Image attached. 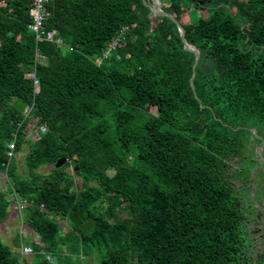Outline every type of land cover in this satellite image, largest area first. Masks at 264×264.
<instances>
[{
    "label": "trees",
    "instance_id": "16d2710c",
    "mask_svg": "<svg viewBox=\"0 0 264 264\" xmlns=\"http://www.w3.org/2000/svg\"><path fill=\"white\" fill-rule=\"evenodd\" d=\"M160 1L194 67L151 0H46L59 43L35 39L31 0H0V224L17 201L37 236L30 258L0 239V264H253L264 0Z\"/></svg>",
    "mask_w": 264,
    "mask_h": 264
},
{
    "label": "rangeland",
    "instance_id": "374dc122",
    "mask_svg": "<svg viewBox=\"0 0 264 264\" xmlns=\"http://www.w3.org/2000/svg\"><path fill=\"white\" fill-rule=\"evenodd\" d=\"M259 147V146H258ZM258 147L256 148V153L258 150ZM29 147L27 144H23L22 148L15 153V159H16V166L17 171L20 174H25V163L24 158L25 154L28 151ZM258 161V164H256L252 169V175L257 178L256 171L258 169L264 170V164L260 161L258 158V154L256 155ZM263 158V156H262ZM264 159V158H263ZM41 172H46L48 170V167L46 165H43L39 168ZM68 170L71 171V168ZM256 180H250V200H253V194L255 191V184ZM7 188V182L5 179V176L3 173L0 172V190H5ZM8 197H11L10 195H7ZM254 199H257L255 196ZM249 200V201H250ZM249 202H247L248 204ZM254 209L252 210V213H250V210H248L249 218L246 220V233L249 237V239H252V256L250 257L252 259L253 264H264V193L261 197H259L257 200L253 202ZM57 220H59L62 231H66L69 227V225L66 223L64 219H59L58 216H54ZM18 235L21 242L19 246H14V238ZM0 239L3 243L9 246L11 251L13 253H16L17 255L21 257L30 258L31 254H22L20 249L22 246H29V244L34 240H37L36 234L28 228L26 223L22 220L21 215V207L17 203V201L11 202L10 206L7 209V215L5 219L0 224ZM261 257V258H260ZM260 258V261H259Z\"/></svg>",
    "mask_w": 264,
    "mask_h": 264
},
{
    "label": "built area",
    "instance_id": "2783aa9c",
    "mask_svg": "<svg viewBox=\"0 0 264 264\" xmlns=\"http://www.w3.org/2000/svg\"><path fill=\"white\" fill-rule=\"evenodd\" d=\"M46 0H31V7L29 9V14L31 16V22L29 23L28 27L29 29L34 33L35 39H45L47 41H53L56 43H59L60 37L56 34L54 30H43V21L46 17V11L44 9L43 3ZM115 44V42H111L109 45L108 49L103 53V56L107 55V52L109 51V48L112 47ZM37 58L43 59V56L40 53H36ZM30 78L33 79V83L36 86L37 85V79L34 77L33 72H30L27 74ZM40 131H44V127L41 126ZM8 146V151L7 153L11 155L12 149L14 148V143L9 142L7 144ZM22 252L27 254L31 252V249L29 246H23L22 247ZM50 261H52L51 258L47 257Z\"/></svg>",
    "mask_w": 264,
    "mask_h": 264
},
{
    "label": "water",
    "instance_id": "95a60500",
    "mask_svg": "<svg viewBox=\"0 0 264 264\" xmlns=\"http://www.w3.org/2000/svg\"><path fill=\"white\" fill-rule=\"evenodd\" d=\"M151 9L156 12V13H159L161 15H164V16H167L169 17L172 21L175 22L179 32H180V37L184 43V46L191 50L194 54H195V58H194V62H193V67L195 66L196 62H197V59H198V56H199V52L196 48H194L192 45L188 44L185 42V39H184V30L181 26V24L175 19V17L171 14H169L168 12H166L165 10H163L161 8V1L160 0H151ZM191 80V79H190ZM13 106L16 107L19 111H25L26 109V104L25 102L19 100V99H16L14 102H13ZM262 145H263V141H261V144L259 145L258 147V150H257V154H258V158L260 159V161L264 164V159L262 158L261 156V148H262ZM66 161V158L65 157H61L59 158L56 163H55V166H60L61 164H63L64 162ZM77 167H74V169H76Z\"/></svg>",
    "mask_w": 264,
    "mask_h": 264
}]
</instances>
